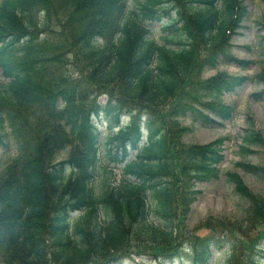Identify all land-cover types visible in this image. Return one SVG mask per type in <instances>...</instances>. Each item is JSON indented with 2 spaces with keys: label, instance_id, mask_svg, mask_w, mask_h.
Here are the masks:
<instances>
[{
  "label": "trees",
  "instance_id": "1",
  "mask_svg": "<svg viewBox=\"0 0 264 264\" xmlns=\"http://www.w3.org/2000/svg\"><path fill=\"white\" fill-rule=\"evenodd\" d=\"M246 14L239 0H139L136 13L127 0H0L7 80L0 84V149L7 127L16 152L0 170V264H117L133 256L164 264L187 242L199 259L214 247L224 249L226 264L245 251L238 264H264V199L253 201L236 173L228 181L250 199L242 223L221 224V234L217 224L201 227L189 241L176 225L195 185L217 177L223 143L184 147L179 139L188 129L178 119L218 127L209 114L226 120L231 109L211 99L245 81L264 84L263 73L203 78L220 63L250 64L230 54ZM151 22L161 26L156 38ZM252 97L264 100V87ZM123 115L129 122L109 139L116 181L112 170L97 171L95 123L103 119L111 130ZM247 123L241 150L264 149ZM237 166L264 179V166ZM231 234L243 236L246 247Z\"/></svg>",
  "mask_w": 264,
  "mask_h": 264
},
{
  "label": "rangeland",
  "instance_id": "2",
  "mask_svg": "<svg viewBox=\"0 0 264 264\" xmlns=\"http://www.w3.org/2000/svg\"><path fill=\"white\" fill-rule=\"evenodd\" d=\"M129 9L133 12L137 11V2L139 0H127ZM246 6L247 14L243 22L244 29L239 30L236 37L230 41V54L239 61H248L249 65L243 69L238 68L234 64L220 63L214 70L207 71L203 74L204 79H210L218 73H226L235 77L255 78L258 74H264V0H240ZM165 22V21H162ZM153 31L154 38L161 33L160 24L158 22L149 24ZM7 83L1 76L0 84ZM264 84L244 82L241 86L235 89L231 94H225L218 99H211V102L218 107H230L231 116L228 120L222 122L220 127L204 128L199 124L192 123L188 118H179L178 123L181 127H185L188 131L184 132L179 139V143L184 147L194 145H205L215 140H223L222 155L223 159L217 166L218 175L215 179L209 182H202L195 185L193 202L189 206V211L186 214H180L176 225L179 224L178 233L183 236V239L195 238V235L203 234L199 232L200 228L216 227L218 234L223 233L220 225L225 228L237 226L242 223L249 215V198L240 197L234 186L228 181V173H236L240 176L243 187L248 194L252 195V200L256 201L264 199V179L259 180L244 172L237 165L247 163L253 167L264 166V149L259 146H250L252 153L243 152L241 147L244 146V130L248 128L247 118L251 120V126L264 141V100H258L252 97L254 94L261 92ZM0 101L6 100L1 96ZM103 97L100 98L102 100ZM99 100V101H100ZM211 115V114H209ZM212 117V116H211ZM127 120L123 119V122ZM100 134V167L97 170L101 176L105 172L112 170L113 178L118 181L120 173L118 169H114V165L108 161L109 152L114 151L115 143L109 142V139L114 135L117 129L113 128V132L109 131V123L102 122L97 124ZM4 143H7L6 151L0 150V170L12 160L15 156L14 138L8 131L3 130ZM146 132L143 131V139ZM143 142V141H142ZM247 147V146H246ZM66 157L61 155L59 158ZM114 167V168H113ZM101 176L96 177L100 181ZM148 204L151 205V211L156 206V201L148 195ZM256 199V200H255ZM150 221H155L153 212L151 213ZM208 224V225H205ZM232 239L236 240L239 248H245L246 243L243 236L231 234ZM231 238V237H230ZM230 243V241H226ZM264 243L261 242V247ZM193 244L185 243L181 250L182 257L174 261L167 262L170 264H224L227 263L225 255H218L212 251L210 255H204L205 259H197L193 253ZM263 248V247H262ZM249 251L240 254L238 261L243 262ZM264 255V251L261 252ZM236 256L229 263L238 264ZM117 264H159L158 261L150 258H140L133 256L125 259ZM260 264V263H259ZM263 264V263H262Z\"/></svg>",
  "mask_w": 264,
  "mask_h": 264
}]
</instances>
